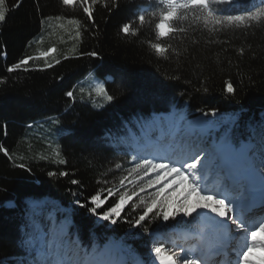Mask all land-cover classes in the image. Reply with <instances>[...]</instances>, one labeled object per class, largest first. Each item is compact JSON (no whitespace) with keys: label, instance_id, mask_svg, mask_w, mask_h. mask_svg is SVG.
Returning <instances> with one entry per match:
<instances>
[{"label":"trees","instance_id":"16d2710c","mask_svg":"<svg viewBox=\"0 0 264 264\" xmlns=\"http://www.w3.org/2000/svg\"><path fill=\"white\" fill-rule=\"evenodd\" d=\"M17 2L5 0L7 18L0 23V125L7 124L6 135L0 128V145L12 156L10 161L0 152V264L22 261L30 234L27 202L44 198L66 208L56 228L63 229L84 251L98 254L107 241L112 246L121 242L127 247V257L147 264L148 236L123 219L117 224L102 221L88 208L76 206L74 200L85 201L105 187L97 181L120 187L123 167L116 169L115 164H126L132 148L127 139L141 134L137 121H150L154 115L177 111L185 116L186 124L198 118L216 121L207 128L206 142L210 144L226 137L237 148L242 142H251L264 124V20L251 26L215 25L206 23L205 13L194 8L171 25L185 28V33L162 38L155 23L168 10L167 1L120 0V9L109 13L100 0L94 6L95 27L78 4L22 0L14 7ZM253 4L259 6L257 0H237L233 5L211 7L222 18L253 10ZM138 5L148 9L146 21L150 22L140 26L134 21L136 35L125 36L120 26L132 18ZM178 11L185 15L184 10ZM71 20L81 23L78 38L77 25L69 23ZM152 43L168 48L166 56L158 55ZM49 48L56 51L46 60L53 66L46 68L41 53ZM90 51L99 56L81 55ZM28 56L34 57L28 65L7 71ZM90 75L105 80L109 94L117 99L97 106L106 100L90 88ZM229 81L235 95L225 90ZM69 90L74 91L75 102L65 96ZM212 108L218 110L216 117L201 116ZM233 115L239 117L236 123L230 120ZM57 119L61 132L53 123ZM41 125L44 130L36 132ZM60 159L67 164L57 163ZM13 162L28 164L31 172ZM49 171H68L69 176L49 177ZM72 179L80 185H73ZM117 199L109 198L98 212L107 211ZM130 205L122 216L139 214L141 210Z\"/></svg>","mask_w":264,"mask_h":264},{"label":"snow or ice","instance_id":"6c2138e0","mask_svg":"<svg viewBox=\"0 0 264 264\" xmlns=\"http://www.w3.org/2000/svg\"><path fill=\"white\" fill-rule=\"evenodd\" d=\"M159 2L164 3V0H159ZM20 3L22 0H18L14 7H19ZM62 3L65 6L78 4L89 23L96 26L94 6L100 3V0H62ZM236 3L237 0H184L183 3L167 0L168 10L164 11L155 23V30L162 38L170 34L185 33V28H174L171 25L185 19L187 11L194 8L205 13L203 19L206 23L211 21L215 25L228 22L251 26L253 23L258 24L264 20V0H257L259 6L253 4V10L245 9L241 14L226 15L222 18L217 16L211 7L212 4L233 5ZM102 6L109 13L121 7L120 0H111L110 5L108 0H104ZM178 10H184L185 15H180ZM148 15V9L143 5H138L132 18L120 26V33L125 36L136 35L138 29L133 27V22L138 21L140 26H143L150 22V20L146 21ZM6 18L5 0H0V23H3ZM69 23L77 25L76 36L80 37V21L71 20ZM84 30L87 31L86 26ZM151 47L160 56H166L169 50L161 43H152ZM55 51V48H49L41 55L48 57ZM172 51L174 52L175 49ZM243 51L240 49L241 54ZM81 55L98 57L99 53L90 51ZM33 59L32 56L25 57L8 67L7 71L11 73L20 70ZM56 63L59 64L60 61L56 60ZM52 66L45 61L46 68ZM175 78L178 79V77ZM225 90L229 95H235L236 90L232 82L226 83ZM95 92L97 95H102L108 103L117 99L109 94L103 83L99 84ZM65 96L73 102L76 100L73 90L67 91ZM217 114L218 110L215 108L201 112L202 117H216ZM238 119L236 115L230 117L233 123H236ZM53 123L57 125V132L63 131L59 119ZM137 123L143 136L136 142V147L131 148L129 144L133 154L128 162L134 167L127 176L120 179V187H107L109 183L107 180L97 181L105 187L90 195L85 201L75 199L74 204L80 208H88L90 213L98 216L102 221L117 224L123 219L130 228L139 229L152 242L149 252L153 264H209L210 261L211 264H219L218 261L212 259L210 254L222 255L230 241L237 240V238L243 240L245 235L247 243L232 249V258L225 260L224 264H233V260L235 264H264V236L261 235L264 234V219L250 224L244 213L245 206L249 208L254 206L257 191L260 202L264 205V124L258 127L251 142L244 143L239 148L235 147L227 137L222 143L214 144L209 148L202 146L198 140H193L191 137L185 139L180 135L183 130V117H177L169 125L158 124L155 120L137 121ZM216 123V121L198 118L191 126L202 132L210 125L215 126ZM157 127H160L163 140L167 143L154 138V130ZM0 128L6 135L7 124L0 125ZM0 152L12 161L9 150L3 145H0ZM56 155L60 156V152ZM41 159H46V157H41ZM57 163L67 164V160L60 159ZM14 166L31 172V168L24 162L14 163ZM122 167L120 163L115 164L116 169ZM133 173L136 174L139 185L129 190L125 182L133 183L128 179ZM48 176L67 177L69 172L49 171ZM210 181L214 182L212 188L207 186ZM71 183L79 186L81 182L72 179ZM145 192L148 193L147 197L140 196ZM116 196L119 198L112 207L107 211L98 212V209L109 198ZM138 196L139 203L130 205L133 198ZM89 204L92 206L89 207ZM129 205L133 210H142L133 217L122 216V212ZM178 217L184 222L183 245H177L172 238L165 237V233L177 222ZM59 231L62 232L63 229ZM33 242L37 246L36 251L48 257L42 261L35 259L34 256L35 264H118L117 261L104 259L97 253L84 251L81 254L73 252L72 247H68L65 251L64 240L60 239L55 232L49 239L47 232L41 235L38 230L34 231L27 243L33 245ZM169 243L172 248H178V250L169 248Z\"/></svg>","mask_w":264,"mask_h":264},{"label":"rangeland","instance_id":"374dc122","mask_svg":"<svg viewBox=\"0 0 264 264\" xmlns=\"http://www.w3.org/2000/svg\"><path fill=\"white\" fill-rule=\"evenodd\" d=\"M164 1H167V0H164ZM176 1H178V0H176ZM50 55L48 57H44V61L48 60V58H50ZM87 80H89V83H88V81H87V83L90 85V88L93 89L94 91L99 86V84H101V83H103L104 86H106V81L103 79H98L95 75H90L87 78ZM106 103L107 102L105 101L104 103H102L100 105L98 103H96V105L97 106H103ZM158 115H160V114H158ZM158 115H154L150 119V121L155 120V118ZM167 115H169L170 119H172V120H175L177 117H183L184 124H183V130L181 131L180 135L182 137H184L185 139H187L188 137H191V139H193V140H198V142L202 146H207L209 148H211L214 145V144H210V143L206 142L207 129L201 132L200 130L191 126L193 122L186 124L187 121L185 119V116L179 114L177 111H174V112L167 114ZM44 128H45V125H41V126H39V128L36 132L44 130ZM142 136H143V133L141 132L140 135H135L133 138H128L127 141L131 142L132 148H134V147H136V142L139 141ZM154 138H159L162 140V142L167 143V141L163 140L162 135H160L159 127H157L154 130ZM220 143H222V142H220ZM220 143H217L215 145H218ZM244 143H246V142H242L241 145ZM132 154L133 153L131 151V154L128 157L126 164L122 168V174H124V176H127L128 172L134 167V165L132 163L128 162L130 160ZM128 179L133 181L132 184H128L127 181L125 182L129 190H131L133 188V186L138 187L139 181L136 180V174L135 173H133L132 176H129ZM213 183H214L213 181H210L207 186L209 188H212ZM121 190L123 191V189H121ZM213 194H215V193H213ZM140 196L147 197L148 193L147 192L141 193ZM130 203L131 204L139 203V196L134 197ZM34 204H38V206H34ZM27 206H28V215L30 218V225H29L30 226V234L24 243L23 259H22V261L14 260L9 264H35L34 256H35V259H37V260L43 261V260L48 259L47 256H43L39 252L36 251L37 246L35 245V242H33V245H29L27 243L28 240L30 239V237L33 235L34 231H37V230L40 232L41 235H43L45 232H47L49 234V239L52 238V234L54 232L57 233L58 237L60 239H63L65 242V251H67L68 247H72L73 252H79L81 254L84 252V250L81 249V247L78 244H75L72 242L71 236L69 234H64V233L60 232L58 228H56V224L58 222L59 216H61L62 213L66 212V208L63 207L59 202L52 200V199H49V198H44L42 200H30L27 202ZM139 210H142V209H139ZM244 213L247 216L250 224H254L257 221L264 219V208H259L258 210H255L252 213H246V212H244ZM183 223H184L183 219L178 217L177 222L173 226H171L167 230V232L165 233V237L166 238H169V237L172 238L177 245H183L184 244ZM261 235L264 236V234H261ZM151 243L152 242L150 240V243L146 244V249L148 251L147 259H146V261L148 260L147 264H153V260H152V257L150 255V252H149ZM246 243H247V236L246 235L244 236L243 240H239V238H237V240L230 241L226 245V251L224 254L225 256L221 257V258L218 257V258H216V260L213 258V260L218 261L219 264H224L225 260L232 258V256H233L232 249L239 247L240 244H246ZM168 247L171 248L172 250H178V248H172L171 243H169ZM98 249H99L98 255L104 259L115 260L118 262V264H139L138 260L136 258H134L132 256L127 257V254L125 253L127 251V247L125 245H123L121 242H119V246H112L107 241L104 246L99 247ZM210 255H212V257H215V255H213V254H210ZM257 255H259V253ZM210 264H211V262H210ZM233 264H235L234 260H233Z\"/></svg>","mask_w":264,"mask_h":264},{"label":"bare ground","instance_id":"6f19581e","mask_svg":"<svg viewBox=\"0 0 264 264\" xmlns=\"http://www.w3.org/2000/svg\"><path fill=\"white\" fill-rule=\"evenodd\" d=\"M161 118H163V119H161ZM155 121H157L158 124L169 125L173 120L170 119L169 115H167V114H160V115H158V116L155 118ZM159 133H160V135H162V134H161V129H160V127H159ZM256 195H259V192H258V191H257V194H256ZM230 244H231V243H230ZM221 257H224V256H220L219 258H221ZM216 258H218V256H215V257H214L215 260H216ZM210 262H211V261H210ZM210 262H209V264H210Z\"/></svg>","mask_w":264,"mask_h":264}]
</instances>
